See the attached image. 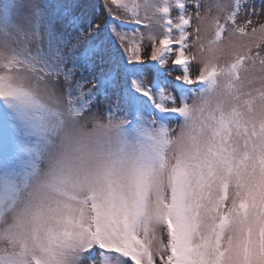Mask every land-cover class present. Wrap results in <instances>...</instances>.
I'll return each mask as SVG.
<instances>
[{"label": "snow or ice", "instance_id": "snow-or-ice-1", "mask_svg": "<svg viewBox=\"0 0 264 264\" xmlns=\"http://www.w3.org/2000/svg\"><path fill=\"white\" fill-rule=\"evenodd\" d=\"M103 4L98 22L91 4H29L36 52L0 53V264H264V24L238 22L244 0ZM20 66L72 117L102 96L108 147L52 162L62 114L14 82Z\"/></svg>", "mask_w": 264, "mask_h": 264}, {"label": "clouds", "instance_id": "clouds-1", "mask_svg": "<svg viewBox=\"0 0 264 264\" xmlns=\"http://www.w3.org/2000/svg\"><path fill=\"white\" fill-rule=\"evenodd\" d=\"M14 3L20 9L26 7L18 0H14ZM28 18L27 12H15L12 16L13 27L10 29L9 37L0 34V53L9 54L14 50L16 53L27 57L36 52L35 42L28 38ZM12 75L15 78V83H22L25 87L32 88L44 103L62 114L63 125L53 137L50 149L52 162H55L59 155L71 154L81 146H87L94 153L103 151L108 147L103 127L107 123L105 114L90 111L79 117H72L68 113V105L63 93L50 78L40 79L41 74L39 72L34 73L26 66H20V69L14 71ZM25 195V193H21V198L23 199ZM8 220H11L10 216Z\"/></svg>", "mask_w": 264, "mask_h": 264}, {"label": "rangeland", "instance_id": "rangeland-1", "mask_svg": "<svg viewBox=\"0 0 264 264\" xmlns=\"http://www.w3.org/2000/svg\"><path fill=\"white\" fill-rule=\"evenodd\" d=\"M19 3H22L23 5H25L26 7L21 9V11L26 12V8L27 5L32 4V3H47L50 6H54V5H62V4H68V3H72V4H80V5H88L91 4L93 7L90 9L92 15L91 18L93 19L94 22H98L101 18L107 19V13H106V9H104L101 5L103 4L101 0H18ZM214 0H200V3L202 5L201 7V13L203 14V5L204 4H211L213 3ZM101 3V4H100ZM14 7L13 3H11V0H9V3H7L4 8L3 11H8L9 9H12ZM81 9L80 8H75L73 10V15L78 16L80 14ZM189 11H194V9L191 6V3H189ZM249 11H254L257 14H253L251 16V20H252V25L251 27H256L259 28V26L261 24H264V0H244V10L240 13L238 22H243L245 19H247V15ZM15 14V12L12 13V16ZM173 15H175V12H173ZM195 20L192 21V27H195ZM56 30L58 33H63L66 35H70V36H75L76 33L79 31V29L74 30L73 26L67 22H58L56 24ZM251 27H249L247 29V31H251ZM189 31H191V29H189ZM87 38V33L85 34V37L81 38V43H83V40ZM144 45L146 47H149V42L147 40H145ZM262 54H264V46H262L261 49ZM142 57L144 59H147L148 56V51L142 50ZM192 75L194 76L197 73V68L195 66V64H193L192 68L190 69ZM177 73L173 72L172 75L167 76L169 79L171 80H175V75ZM79 73H76L75 77H74V82L76 79L79 78ZM148 79V77H147ZM60 83H63V80L61 78ZM92 85L89 83H85L84 84V90L87 91ZM194 86V85H193ZM172 90V89H170ZM174 95H178V93H176L174 90ZM106 102L104 101V98L102 96H98L96 98V100L93 102V104L91 105V111L93 112H99L102 114H106ZM173 127H175V124H173Z\"/></svg>", "mask_w": 264, "mask_h": 264}, {"label": "trees", "instance_id": "trees-1", "mask_svg": "<svg viewBox=\"0 0 264 264\" xmlns=\"http://www.w3.org/2000/svg\"><path fill=\"white\" fill-rule=\"evenodd\" d=\"M101 1L103 3V0H101ZM112 7L115 8L114 5ZM117 22H119V21H117ZM110 38L112 41H115V44L113 46L118 49L119 48V42H118V40H116V37L114 35H112ZM121 54H123L122 50H121Z\"/></svg>", "mask_w": 264, "mask_h": 264}]
</instances>
